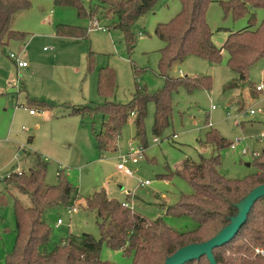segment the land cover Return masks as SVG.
I'll use <instances>...</instances> for the list:
<instances>
[{
	"label": "rangeland",
	"instance_id": "rangeland-1",
	"mask_svg": "<svg viewBox=\"0 0 264 264\" xmlns=\"http://www.w3.org/2000/svg\"><path fill=\"white\" fill-rule=\"evenodd\" d=\"M218 1L211 0L205 16L212 41L219 48L229 33L248 26L249 14L234 17L230 12L225 13ZM30 2V7L20 11L11 22L13 30L26 33L25 38L12 39L0 50V193L5 197V203L0 206V264L5 263L6 253L15 242L12 194L18 196L5 185L3 178L13 171L28 172L35 167L37 156L47 163V184H55L57 172L62 169L78 187L80 200L103 187L108 196L149 220L160 217L176 231H191L197 226L191 215L177 209L180 195L192 192V187L182 177L162 176L174 170L184 158L199 161L201 157L215 155L217 150L213 146L203 144L208 130L213 129L228 142L236 143L234 149L226 146L218 151L219 172L223 176L243 179L256 171L253 153L258 156L264 149V138L260 141L256 138L264 131V88L257 91L255 87L264 82V59L249 67V85L234 88L227 87L237 75L227 63L225 50L217 63L197 56L173 62L167 72L169 76H209L210 86L175 91L170 123L156 135L152 133L154 104L148 102L141 134L136 135L135 113L129 115L115 149L100 153L93 132L101 130L105 117L99 113L68 115L64 109L72 104L99 105L105 100L125 103L136 87H145L150 92L160 88L163 78L158 74V61L162 42L154 29L158 23L175 16L180 2L157 0L152 9L141 15L132 26L135 45L131 51L122 32L110 27L107 17L101 14L89 16L97 21L91 23L87 17H79L75 8L57 6L53 0ZM81 2L85 8L97 4V0ZM252 12L256 17L252 26L255 28L264 18V10L255 8ZM57 23L84 26L87 34L85 37L56 35ZM44 46L51 48L45 51ZM11 52L23 57L28 67L17 68L9 56ZM103 66L113 70L116 85L106 98L97 91L98 70ZM28 98L50 103L51 117L35 109ZM30 108L37 115L31 116ZM249 109L254 113L249 114ZM137 146H142L143 156L136 164L127 163L132 174L117 170L119 158ZM243 148L246 153H242ZM20 199L28 203L24 196ZM75 208V211L64 206L53 208L51 214L62 222L56 225V220L48 219L51 235L46 251L69 233H89L99 239L94 212L79 205ZM99 257L117 264H131L130 257L105 244L100 246Z\"/></svg>",
	"mask_w": 264,
	"mask_h": 264
},
{
	"label": "trees",
	"instance_id": "trees-1",
	"mask_svg": "<svg viewBox=\"0 0 264 264\" xmlns=\"http://www.w3.org/2000/svg\"><path fill=\"white\" fill-rule=\"evenodd\" d=\"M157 0H97V4L85 8L81 0H53L57 6L75 8L79 17L101 14L107 17L109 26L122 32L129 51L135 45L132 26L135 21L152 9ZM180 9L168 22L158 23L154 29L162 42L159 49L158 74L163 84L150 92L145 87H136L128 102L117 103L105 100L99 105H67L68 114L105 117L101 130L93 132L97 150L102 153L113 150L122 126L129 115L135 113L134 124L139 136L143 130L148 102L154 104L152 122L153 135L159 134L170 123L172 95L179 88L192 91L209 87V76L168 75L175 61L182 62L190 56L204 58L211 63L221 60L222 50L228 54L227 63L237 78L227 85L234 88L249 85L248 69L258 60L264 59V18L255 27V8H263L264 0H219L225 13L234 17L249 14L248 26L231 32L223 45L217 47L212 41V31L206 20V8L211 0H179ZM30 0H0V50L12 39L22 41L26 33L13 30L14 16L30 7ZM55 33L66 37H85L87 28L65 23L55 24ZM113 70L108 66L98 70L97 91L106 98L115 89ZM29 99V98H28ZM35 109L50 110L52 105L44 100L32 98ZM34 110V109H33ZM30 139V138H29ZM140 139V138H138ZM217 131L205 133L204 145H211L217 153L199 161L184 158L169 174L187 180L192 192L182 193L177 209L191 215L197 222L191 231H176L166 225L160 217L149 220L107 195L105 189L94 190L80 200L78 187L61 169L57 182L47 184V163L39 156L34 168L28 172L8 173L3 182L18 196H13L16 238L13 248L6 253L4 264H117L101 260L99 250L105 244L131 258V264H164L167 258L180 247L194 242H203L215 236L230 223L238 213L237 204L257 185L264 184V149L255 156L254 173L243 179H230L219 172L218 151L230 146ZM11 190H9L10 192ZM24 196L26 204L20 197ZM5 203L0 193V206ZM93 211L99 228V239L89 233H69L60 243L46 251L51 227L47 215L57 206L75 207ZM57 219V218H56ZM264 249V196L258 198L250 208L245 223L233 238L212 250L216 264H264V255L256 252ZM183 264H211L205 254L185 261Z\"/></svg>",
	"mask_w": 264,
	"mask_h": 264
},
{
	"label": "water",
	"instance_id": "water-1",
	"mask_svg": "<svg viewBox=\"0 0 264 264\" xmlns=\"http://www.w3.org/2000/svg\"><path fill=\"white\" fill-rule=\"evenodd\" d=\"M247 165L249 164L247 163ZM262 196H264V184H259L237 204L238 213L215 236L203 242L189 243L180 247L167 258L164 264H183L185 261L197 258L203 254L207 256L211 264H216L212 254L213 248L221 246L233 238L239 228L245 223L247 214L253 203ZM47 218L53 221L56 220L53 214H48Z\"/></svg>",
	"mask_w": 264,
	"mask_h": 264
},
{
	"label": "built area",
	"instance_id": "built-area-1",
	"mask_svg": "<svg viewBox=\"0 0 264 264\" xmlns=\"http://www.w3.org/2000/svg\"><path fill=\"white\" fill-rule=\"evenodd\" d=\"M44 49H47V47H44ZM10 58L14 59V62L16 64V66L18 68H21V67H25L27 65V62L18 54V55H15L13 54L12 52L9 54ZM256 90L257 91H260L264 88V84H259L257 85L256 87ZM34 110L33 109H30V113H33ZM248 113L249 114H253L254 113V110L253 109H249L248 110ZM175 137V135H174ZM257 140H261L264 138V131H261L257 136H256ZM156 140V139H154ZM236 146V143L234 142H231L230 144V148H235ZM242 153H246V149H242ZM256 152L253 153V157L256 156ZM143 156V148L142 146H137L135 149L134 148H130L129 151L121 156L119 159H120V162L117 163V169L118 170H121L122 172H124L125 174L127 175H131L132 174V169L127 165L128 162H131L132 164H136L138 162V160ZM148 181H144V184H147ZM141 184H143V182H141ZM72 211H75L76 208L75 207H71L70 208ZM61 223V219L60 218H57L56 219V225L60 224ZM256 252L264 255V249H256Z\"/></svg>",
	"mask_w": 264,
	"mask_h": 264
},
{
	"label": "crops",
	"instance_id": "crops-1",
	"mask_svg": "<svg viewBox=\"0 0 264 264\" xmlns=\"http://www.w3.org/2000/svg\"><path fill=\"white\" fill-rule=\"evenodd\" d=\"M19 13V12H18ZM17 13V14H18ZM16 14V15H17ZM88 20L91 22V23H93V22H97L96 20H94V21H92V20H90L89 18H88ZM104 26V25H103ZM105 27H107V26H105ZM56 34V33H55ZM57 35V34H56ZM66 37V36H65ZM44 47H46V46H44ZM44 47H43V50H47L48 48H51V46H49L47 49H44ZM52 55H55L54 53H52ZM23 58V57H22ZM24 59V58H23ZM13 63H14V65L16 66V64H15V62L13 61ZM17 67V66H16ZM25 67H28V64L25 66ZM25 67H21V68H25ZM18 68V67H17ZM6 83V82H5ZM7 83H10V82H7ZM263 84H264V82H263ZM2 86H4V83L2 84ZM261 91V90H260ZM31 109V108H30ZM30 109H29V114L31 115V116H35V115H37V112L34 110V112L33 113H30ZM38 109V108H37ZM40 110V109H39ZM44 115H47L49 118L51 117V115H50V110H40ZM64 114H68V109H64ZM69 115V114H68ZM174 135L175 134H173V137H174ZM30 140V139H29ZM116 169H117V167H116ZM118 170V169H117ZM121 171V170H120ZM14 172V171H13ZM20 172V171H19ZM124 173V172H123ZM102 187V186H101ZM62 222V221H61Z\"/></svg>",
	"mask_w": 264,
	"mask_h": 264
}]
</instances>
